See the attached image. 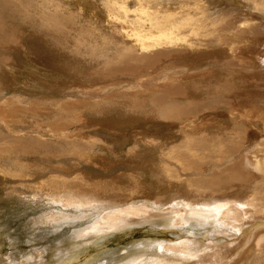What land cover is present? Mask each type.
Instances as JSON below:
<instances>
[{"label": "rangeland", "instance_id": "374dc122", "mask_svg": "<svg viewBox=\"0 0 264 264\" xmlns=\"http://www.w3.org/2000/svg\"><path fill=\"white\" fill-rule=\"evenodd\" d=\"M22 1L24 2L15 6H12V3L9 4L10 6L8 5L5 10L0 8V14L4 15H1L4 17L3 22L9 31L4 30L6 34L3 33L2 41L0 40V166L4 167L3 169L9 168V171L3 170L8 175L27 174L24 177L15 178L16 181H20V185L22 182L25 188H29L30 184H34L39 179L49 181L55 178V175L71 178L77 181L78 186H75L76 189L75 187L68 189L71 191L78 189L76 192L80 190L83 200L73 202L74 204L71 205H63L59 202L60 199L48 201L49 197L43 194L42 199L33 205V202L17 200L16 194L22 188L9 183L13 181L7 184L0 182V264H119L124 258L135 255L136 247L141 246L142 240L148 239L150 247L154 245V248L160 247L161 250H165L164 243L189 237L190 233L186 230L188 225L184 222V219L191 218L187 217L188 212L181 214L183 216L179 217L178 223H180L177 225L172 222L171 226L163 227L159 224L161 220L158 222H151L152 219L140 220L124 226L123 229L96 233L89 240L83 241L84 238H82L83 242L80 240L75 242L73 231L84 227L87 223L81 221L85 219L72 220L64 217L55 224L44 218V213L51 210L55 213L56 210H61V207H63L62 210L69 212L68 214H73L72 211L79 205H81L79 207H85L82 203L89 205L87 207L89 209L98 201H100L98 204L113 203L118 198L135 195L134 185H127L131 183V180H138L140 188H145L149 181L155 178L165 182L167 175L162 171L161 165L164 161L170 168L181 174L176 179L183 183L187 182L192 189L191 193L198 198V201H206L208 197L216 196V200H224L229 198L231 193L234 197L240 198L237 192L241 190H245L249 198L251 190H254V197L264 196V170L256 167V161L263 158L264 150L255 153L257 150L252 151L250 148V143L255 138L259 141L264 140V118H262L264 117V66H259L260 63H264V13L262 10H255L252 5L253 10H249L245 5L244 12L242 8L236 14L233 10L226 15L225 20H233L236 24L244 20L256 24L251 32H244L247 35L245 39L235 44V53L227 52L222 47L215 49L213 53H199V50L190 53L182 48L176 55H173L174 52L170 53L172 60L169 59L167 62L166 58L163 63L158 62L157 65L152 60L154 56L152 54L146 55L136 50L131 51L134 54L126 53L128 39L122 33L117 35L118 38L115 37L116 34L112 35L113 31L111 33L109 27L107 30L105 28L107 23L105 25L100 18H93L94 15L89 14L88 25L94 20L97 21L94 23H99L98 27L96 26L98 31L93 25L86 26L87 15H72L71 10L76 9L72 3H69L68 11L62 12L50 5L49 0ZM11 7L12 11L6 14ZM214 11V8L211 9L208 6L205 13L209 18L214 15ZM216 14L215 12V16ZM76 20L79 22L76 23ZM118 29L121 28H117L115 32ZM83 34L86 36L84 37ZM111 35L113 39L115 38V42L110 41L113 40L110 38ZM249 38L251 40H247ZM74 39L78 41L76 44ZM97 39L99 42H96ZM80 42L82 43L79 44ZM102 43H104L103 46ZM94 45L97 46L94 47ZM130 46L135 47L133 44ZM199 48L203 50V44ZM160 51L161 54L158 56L164 55L160 58L164 60L168 49ZM84 62L86 67L83 65ZM138 69L142 72L137 71ZM172 70L179 71V74L183 72L185 75H191L190 81H196L199 76L206 74L205 81L211 84L208 86L210 90H205L201 94L191 93L189 98L202 102L207 107L198 111L201 117L198 118L199 120L196 119L197 128L210 122L222 123L226 129L236 128L235 139L229 134V136L226 134L223 139L225 142L228 141V146L234 147L235 152L224 157L220 162L214 158L213 161L210 159L203 163L202 155L198 154L200 150L194 149L196 153H193L179 146L182 140L179 135L181 127L173 125L170 127L171 124L169 126L159 122L160 118L157 117L153 99L160 96L162 88L157 92H151V86H154V83L166 87L180 85L187 90L189 84L188 79L168 82L164 76L170 77ZM64 78L66 82L62 81ZM113 81L117 85L112 86ZM212 86L220 91H213ZM119 92H125V98ZM217 99L229 106L219 104L216 107L214 104ZM178 102L179 106H184L182 99ZM98 105L105 108H98ZM155 105L158 110H162L165 106L163 103ZM230 106L232 110H240L245 115H238L235 118L229 116ZM2 116L4 118H1ZM184 124H186V131L192 127L188 122ZM209 127L204 129V133H209L208 136L211 135L212 130ZM243 128L253 132V135L244 137L241 132ZM239 133L242 136L236 138ZM149 140L153 141L149 142ZM208 142L204 144V147L212 148L213 140ZM171 148L174 150L170 156L165 155ZM177 152L182 155L187 154L189 159L194 163L197 162L194 170L185 172L180 170L177 163H174L177 161L174 158L177 157ZM235 172L237 177L240 175L242 179L246 177V180L240 181L238 178L232 180V174ZM158 174L161 176L159 177ZM204 178L211 180L208 182ZM213 182L217 185H212L210 189L204 187ZM15 187L17 189L10 190ZM179 187H186V185ZM169 188L167 184L166 191L170 190ZM38 195L40 198L41 195ZM50 197L53 198V196ZM256 201L253 204L257 203ZM146 214L148 211L139 212L134 218L143 219L142 217ZM181 230L182 232L186 230L188 235H182ZM179 235L180 238L177 237ZM160 241L164 243L159 245ZM200 243L204 244V241ZM235 250L246 251L247 249L232 244L231 248L220 252L218 261L216 260L213 264L221 260V262L225 260L226 264L231 263L233 260L231 258L234 256L236 259L239 255L243 258L240 264H260L258 261L261 258L256 257L251 261L252 256L248 254L249 251L245 254L233 255ZM174 252L177 254L181 250ZM227 254H232V257L226 261ZM261 254L264 257V252ZM158 257L162 262L170 260L167 252Z\"/></svg>", "mask_w": 264, "mask_h": 264}, {"label": "bare ground", "instance_id": "6f19581e", "mask_svg": "<svg viewBox=\"0 0 264 264\" xmlns=\"http://www.w3.org/2000/svg\"><path fill=\"white\" fill-rule=\"evenodd\" d=\"M49 1L51 2L50 5L54 6L55 8L57 7L58 10L62 11V12L68 11L70 9L69 3L74 4L76 6V9L71 10V14L72 15H74V14H80V15L86 14L87 15L86 22H85V24L87 23L86 26L89 23V17H90L89 14L94 15L93 18H97V19L100 18L101 21L105 22V25L107 23V26H105V28L108 30L107 27H109V30L111 29L110 30L111 33L113 31L112 35L116 34L115 37H117V35L119 33H122V35H124L128 39V41H129V42H127L128 43L127 44L128 45V48H127L128 51L126 53L129 52L130 54H134L131 51L136 50L138 53H145L146 55L152 54V56L154 55L152 60H153V62H156L157 65H158V62L163 63L166 58H167V62H169V59H171L170 53L174 52L173 55H176V54H178V52L182 48L185 51H188L190 53L197 52L198 50H199V53H201V52L206 53V52L215 51V49L217 50V48L219 49L222 47L227 52H230L233 54L236 52L235 44L239 40L242 41L243 39L246 38L247 35L244 32H247V33L251 32V30L254 28V26H256V24L251 22V21H248V20H244L242 22H239V24L234 23L235 21H233V20H231V21L225 20L226 15L229 14L228 12L235 10V14H236L238 12V10L242 9L245 5L249 8V10H253V9H251V5H252V7L255 10H257V9H258V11L262 10V12L264 13V0H208V1L207 0H49ZM21 2H24V1H22V0H0V8L5 10L9 4L12 3V6H15L16 4H20ZM33 2H34V0H33ZM56 2H59V3L56 4ZM241 2H243V4ZM75 6L73 8H75ZM208 6L211 9L212 8L215 9L214 15L212 17H209V18H208V15L205 13V10L207 9ZM12 9L13 8L11 7V9L7 13L5 11L4 14L10 13L12 11ZM244 9L245 8H243V12H244ZM14 10H16V9H14ZM42 10H44V9H42ZM249 10H247V11L249 12ZM82 12H84V13H82ZM215 12L217 13L216 16H215ZM256 13L258 14V12H256ZM6 14H5V17H6ZM1 15H3V14H0V40L2 41L1 36L3 35L4 30H7L8 27L6 28V26L3 22V18H4L3 16L4 15L3 16H1ZM18 17H20V16H18ZM221 18H222V21H221ZM55 19H57V18H55ZM78 22L79 21L76 20V23H78ZM94 22H95V20L93 21V23L91 22L90 25L91 26L93 25V27L96 28V31H98L99 29L97 28L98 27L97 25L99 23L95 24L97 21L95 23ZM120 22H122V24H120ZM123 22H124V25H123ZM65 24L66 23H64V25ZM9 25L10 24H8V26ZM90 25H88V26H90ZM123 26H125V27H123ZM10 27H11V25H10ZM60 27H62V26H60ZM101 27H102V24H101ZM78 28H80V27H78ZM117 28H121V29H118L119 31L117 30L115 32V30ZM9 30L11 31V29H9ZM73 32H75V31H73ZM68 33L70 34V32H68ZM80 33H82V32H80ZM124 33H126V34H124ZM4 34H6V33H4ZM85 34H87V33H85ZM105 34H106V32H105ZM107 34H109V33L107 32ZM72 35H75V34H72ZM79 35H82V34H79ZM112 35L110 36V38L113 39ZM85 36L86 35H84V37ZM105 37H106V35H105ZM119 37H121V36H119ZM121 38L125 39L123 37H121ZM84 39H87V38H84ZM114 39L110 40V41L115 42ZM122 39H121V42H122ZM74 40H76V39H74ZM247 40H251V38H249ZM117 41H120V40H117ZM68 42H66V43H68ZM77 42L78 41L76 40L75 44ZM82 42H80L79 44H81ZM96 42H99V39H97ZM103 44L104 43H102V46H103ZM131 44H133L135 47H131L130 46ZM202 44H203V50H200L199 46ZM92 45H93V42H92ZM95 46H97V45H94V47ZM110 46H112V45H110ZM100 47H99V49H100ZM90 49H92V48H90ZM161 49H163V50L168 49V51H166V53H165L164 60H160V58L164 55H162L161 57L158 56V54H161V51H160ZM205 49H207V50H205ZM94 52L95 51H93V53ZM90 55H89V57H90ZM107 56H109V54ZM103 57H106V56H103ZM142 57L145 58L144 56H142ZM135 59H136V57H135ZM83 60H85V59H83ZM95 60H97V59H95ZM117 60H119V59H117ZM140 60H142V59H140ZM83 65H84V67H86L85 62ZM131 65H133V64H131ZM136 66H137V64H136ZM138 66H140V64H138ZM256 66H258V65H256ZM259 66L263 67L264 63L263 64L260 63ZM151 67L153 68V66H151ZM193 67H194V65H193ZM129 68H131V67H129ZM175 70L171 71L170 77L164 76L165 79H167L168 82H170V83L173 81L179 80V79H181V80L182 79H184V80L188 79L189 84H188L187 90L185 89V87L180 86V85L175 86V87H166V86L155 85V83H154V86H151V92H157L160 88H162V91L160 92V96H157L156 98L153 99L155 102V103H153V105L155 106V110L157 111V117L160 118L159 122L164 123V124L166 123V125L168 124L169 126L171 124L170 127H172V125L175 127L176 126L181 127L182 130L180 131L179 135L181 136L182 140H181L179 146L181 145V146L185 147L187 150H191L193 153H196L195 150H200L198 152V154L202 155V162L203 163L208 162L210 159L213 161L214 158L216 159L217 162H220L221 160H223L224 157H227V156H229L235 152L233 150L234 147L228 146L227 145L228 141L225 142L223 139H224L226 134H227V136L231 135L232 138L235 139L234 133H235L236 128L235 129L234 128L226 129V126L224 124L218 123V122L213 123V124L211 122L208 124L205 123L204 126L201 125L200 127L197 128V126L195 125L196 119L201 117V116H199L200 113L198 111L202 108L205 109L207 107H205L204 103L202 104V102L193 101L189 98H191V93L201 94L205 90H210V89H208V86H210L211 84H209L207 82V80L205 81V77H206L205 75L206 74H204L203 76H199V79L196 81H194V80L190 81L191 75H185L183 72L179 74V71H175ZM137 71H140V69H138ZM33 72L34 71L32 70L31 73H33ZM128 72L130 73L129 70H128ZM140 72H142V71H140ZM155 73H156V71H155ZM30 77H31V75H30ZM31 78H33V77H31ZM62 81L66 82L65 78ZM37 83H38V81H37ZM111 83H112L111 84L112 86L117 85V83L114 81ZM60 85H56V86H60ZM212 87L214 89L213 91H220L218 88H216L214 86H212ZM125 92H127V91H125ZM125 92H119V93H120V95H122V97L125 98V96H124ZM112 96H111V98H112ZM128 99H130V98H128ZM181 99H182V101H184V104H183L184 106H179V104H178L179 103L178 101H181ZM115 102H118V101H115ZM172 102H175V103H172ZM215 102L216 103L214 105L216 107L219 104H223L226 107L229 106V104L222 103L223 101L218 100V99ZM111 103L114 104V102H111ZM157 103L158 104L163 103L165 105L162 108V110H158L157 105H155ZM68 104H71V103H68ZM118 105L121 106L122 104H118ZM215 106H214V108H216ZM98 108H105V107L99 106ZM230 108H231V106H230ZM232 109L233 108H231L230 109L231 111H229V116H231V117L235 118L236 116L238 117V115H240V116L245 115V113H242L240 110H232ZM210 110H211V108H210ZM239 111H240V113H239ZM207 112H209V111H207ZM204 113H205V110H204ZM231 117H230V120H231ZM244 117L246 118V116H244ZM252 117H253V115L251 114V118ZM1 118H4V116H2ZM260 118H258V119H260ZM262 118H264V117H262ZM237 119H235V120L237 121ZM248 121H247V123H248ZM185 122H188L192 126L187 131H186V124H184ZM231 122L233 124L235 123L232 120H231ZM240 123H241V121H240ZM256 123H258V122H256ZM207 125H209L210 127ZM206 126L209 127L210 129H212L210 131L212 136L211 135L208 136L209 133L208 134L204 133V129L207 128ZM241 132L243 133L244 137H247L248 135H253V132H251L247 128L241 129ZM192 135H194V136H192ZM240 136H242V134L239 133L236 136V138H238ZM241 138H240V140H241ZM209 140H213L214 146L212 148L210 146H208L209 148L204 147V144L209 143L208 142ZM151 141H153V140H149V142H151ZM238 142H239V140H238ZM250 148L252 151H255V149H256L257 151H255V153L258 152L259 150H262V149L264 150V140L259 141L257 138H255V140L251 141ZM173 150L174 149L171 148L168 150L169 152L165 151L166 152L165 155L170 156V154ZM231 150H233V152ZM186 155H182L180 152L179 153L177 152V157H174L177 160L174 163H177V166L180 168V170L184 171V172L189 171V170H191V171L194 170L196 163H197V162L194 163ZM262 155H264V153ZM7 156L9 157V155H7ZM204 157H206V158H204ZM190 158H191V156H190ZM194 158H196V157L194 156ZM161 165H162V171L167 175V177L165 178L166 185H165V182H162V181H160V179L155 178V179H151L149 181V184H147V185H146V183H147L146 182L145 188H140L139 184H138V180H131V183H128L127 185L128 186L134 185L133 188L134 187L136 188V190L133 191V192H135V195H131L130 197H126V198H118V199H116L117 201L113 202V203L107 202L104 204H98V203H100V201H98V203L95 202L96 204L94 203L93 206L91 205L89 207V209L87 208L89 205H85L84 203H82V206H85V207L84 208L79 207L81 205H79L78 207L76 206L77 208H75V210L72 211L73 214H68L69 212L62 210L63 207H61V210H56L55 213H54V211L52 212V210L50 212L44 213V215H45L44 218L48 219L49 221L51 220V221L55 222V224H58L61 220H63L62 218H64V217L65 218H71L72 220L73 219H77V220L85 219L84 221H81V222H86L87 224L84 227L79 228V229H75L73 231L74 232L73 233L74 235L72 234L73 238L75 239V242H77L79 240L81 241L82 238H84L83 241L89 240L96 233H99L102 231L106 232L107 230L108 231L113 230V229L117 230L120 228L123 229L124 226H126L128 224H132L136 221L139 222L140 220L147 221L148 219L149 220L152 219L151 222H158L159 220H161V222L159 224L163 227L171 226L172 222H174L173 224L177 225L180 223V222L178 223L179 217L183 216L181 214L188 212L187 217H191V218H189L187 220L184 218L183 219H184V222L188 225L186 230L188 231V233H190L191 236L186 233V230H184L183 232L181 230L180 232L182 235H188L189 237H186L183 239H178L175 242L169 241L170 243L168 242L167 244H165L164 241H160L159 245H161L160 243L163 242L164 246H165V250H161L160 247L154 248V245H152L150 247L148 239L142 240L143 244L140 242L141 246L139 248L136 247L135 255L130 256L127 259L124 258L121 263L119 262V264H213L216 262L217 259H219L220 252L222 250L231 248L232 244L237 245V247L240 246V247H245L247 249L246 251L245 250H235L232 253L233 255L245 254L247 251H249L248 254H250L252 256L251 261L253 259H255L256 257H258V258H261L258 261V263L264 264V257H262V254H261V252H264V196L263 195H260L259 197H254V190L249 189V190H251L249 192V194L251 195L250 198H249V195L245 193L246 192L245 190H241V191L237 192L239 194L240 198L234 197V195L231 193L229 198L224 197L225 198L224 200L223 199L222 200H216L217 199V196H216V197H211V198L208 197L206 199V201H198L197 200L198 198H196L195 195H193L191 193L192 189L189 187V184H187V182L183 183L179 179H176L181 175L179 172L170 168L168 166V164L166 163V161L162 162ZM256 167H258L261 170H264V156L262 159H258V161H256ZM3 168L0 166V182L3 184H7L9 181H13V182H9V183H14V184H16V186L18 185L20 188H22L20 190V192H17V194H16L17 200H19L21 202L22 201H25V202L29 201V202H33V205H36L40 201V199H42L43 194L46 195L47 198L49 197L48 201H54V199L55 200L60 199L59 202H62L63 205H71L73 202H80L81 200H83L82 199L83 194L79 192L80 190L78 191L79 192L78 193V192H76L78 189L75 191H71L68 189V188H73L75 186H78L77 181L71 180V178L67 179L66 177L64 178V177H59V176L55 175L54 176L55 178H53L49 181L44 180V179L43 180L39 179L34 184H30L28 186L29 188H25L22 186L23 183L21 182L22 185H20V181H16L15 178L16 177L19 178V176L24 177L27 174L21 173V175H19V176H18V174L17 175H10V174L8 175L7 173H4L3 170L6 171L9 168H5V169H3ZM22 168H24V166ZM158 168H159V165H158ZM13 171H14V169H13ZM158 175H159V177L161 176L160 174H158ZM7 176H9V178H7ZM232 176H233L232 180H237L236 178H238L240 181L246 180V177H244V179H242L240 177V175H238V177H237L236 172H235V174H232ZM205 180H208V182H210L211 179H205ZM158 181L160 182L159 184H158ZM203 182H206V181H203ZM214 182H216V180ZM214 182L207 184L204 187H208L210 189V187L212 185H217V183H214ZM229 182H230V180H229ZM167 184H168V187H170L169 188L170 190H168V191H166ZM172 184H173V187H172ZM180 185H186V187H179ZM101 186L102 185H100V187ZM201 186H203V185H201ZM26 187H27V185H26ZM15 189H17V188L15 187L14 189H10V190H15ZM74 189H76V187ZM113 190H114V188H113ZM211 190H213V188H211ZM90 191H92V190H90ZM118 191H120V190H118ZM133 192L131 191V193H133ZM47 193H50V194H48L49 196L47 195ZM38 194L41 195L40 198H39ZM118 194H119V192H118ZM215 194H216V192H215ZM27 196H29V197H27ZM50 196H53V198ZM64 196H65V198H64ZM152 196H154L153 200H152ZM251 197L254 199H252ZM88 198H89V196H88ZM255 201L257 203L253 204ZM87 203H89V202H87ZM132 203H134V204L132 205ZM51 208H53V207H51ZM76 209H78V210H76ZM153 210H155V211H153ZM144 211H148V214H146L147 217L143 216L142 217L143 219H139V220H137V218L136 219L134 218V216L139 214V212H144ZM157 211H160V212H157ZM58 220H59V222H58ZM89 221H90V223H89ZM193 221H195V223ZM31 223L38 224L37 222H31ZM55 224H53V225H55ZM225 225H228V226H225ZM204 231H206V232H204ZM161 235H163V234H161ZM177 235H178V233H177ZM196 236H199V237L193 238ZM177 237L180 238V235ZM74 239H71V240H74ZM144 239H146V238H144ZM83 241H81V242H83ZM154 241H156V239H154ZM154 241H152V242H154ZM203 241H204V244L200 243ZM165 242H167V241H165ZM72 244H75V243H72ZM198 245H200V246H198ZM248 246H250V247L248 248ZM73 247H75V246H73ZM169 250H174V251L175 250H181V252L176 254L174 251H169ZM165 252H167V255H168L170 260L162 262L161 258L158 256H160L161 254H163ZM55 253H56V250H55ZM232 254H230V255L227 254L226 261H227V259L232 257L231 256ZM58 257H60V256H58ZM231 259H233L232 262L228 263V264H240L241 260L243 258H241V256L239 255V256H237L236 259H234V256ZM60 261H62V260H60ZM221 261H219L217 264H226L225 260L223 262H221ZM56 262H59V261H56ZM112 263H113V261H112Z\"/></svg>", "mask_w": 264, "mask_h": 264}]
</instances>
